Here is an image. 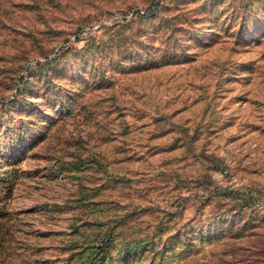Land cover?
I'll use <instances>...</instances> for the list:
<instances>
[{
  "label": "rangeland",
  "instance_id": "obj_1",
  "mask_svg": "<svg viewBox=\"0 0 264 264\" xmlns=\"http://www.w3.org/2000/svg\"><path fill=\"white\" fill-rule=\"evenodd\" d=\"M243 224L264 264V0H0V264H241Z\"/></svg>",
  "mask_w": 264,
  "mask_h": 264
},
{
  "label": "trees",
  "instance_id": "obj_2",
  "mask_svg": "<svg viewBox=\"0 0 264 264\" xmlns=\"http://www.w3.org/2000/svg\"><path fill=\"white\" fill-rule=\"evenodd\" d=\"M246 224H243L241 228L234 230V228H230L227 232H225V237H228L233 243L230 244V250L228 254L230 256H234V259L241 263V264H253V260L248 255L249 254V247L250 241L249 237L253 234H249ZM259 232L255 234L257 240L256 243L258 245L257 250L259 252H263L264 250V225H260L258 228ZM241 252V254L239 253Z\"/></svg>",
  "mask_w": 264,
  "mask_h": 264
}]
</instances>
